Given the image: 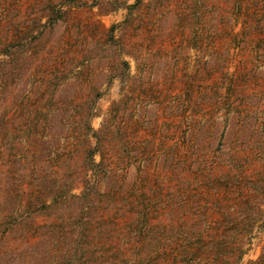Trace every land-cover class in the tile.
I'll return each mask as SVG.
<instances>
[{"label":"rangeland","instance_id":"rangeland-1","mask_svg":"<svg viewBox=\"0 0 264 264\" xmlns=\"http://www.w3.org/2000/svg\"><path fill=\"white\" fill-rule=\"evenodd\" d=\"M29 120L50 143L25 160L16 129ZM87 123L111 134L97 145ZM1 125L16 132H0V216L20 222L21 171L42 168L54 194L55 170L92 167L84 155L97 146L100 209L84 215L105 234L78 238L68 218L66 236L58 223L38 229L70 211L44 210L3 235L0 264H67L60 240L78 242L74 264H108L101 253L115 245L126 264H178V239L192 228L190 245L218 231L223 241L218 261L208 249L188 264L261 257L264 0H0Z\"/></svg>","mask_w":264,"mask_h":264},{"label":"trees","instance_id":"trees-1","mask_svg":"<svg viewBox=\"0 0 264 264\" xmlns=\"http://www.w3.org/2000/svg\"><path fill=\"white\" fill-rule=\"evenodd\" d=\"M36 110L37 111L39 110L38 112H41L40 110L42 109H36ZM32 112L33 111L30 110L28 111V114H32ZM19 126H20L19 129H16V130H19L18 132L21 133L22 135L20 139L22 145H20V147L23 149V147H25L27 143H28L27 145L29 146V147L27 146L28 147V149H26L27 151L24 150V154H25L24 159L27 160L30 156L33 159H37L38 156H41L42 154H44L45 150H47L48 143H50V142L46 143V141L42 140V138L40 137L41 135L40 130L41 128L45 130V127L41 123L36 122L35 120L21 122ZM108 128L104 127V130L103 128L101 130H94L92 126L89 123H87L83 127L82 130L87 135L88 133L91 132L97 138V145H99L101 142L104 141V139H107L108 136L111 134V131H109ZM16 130H12L10 127L3 128L2 125L0 126V132L4 131L5 135L7 136H11V134L15 133ZM82 130L80 131L81 133H82ZM103 132H104V135L102 134ZM86 152L87 153L84 155L85 161L86 163H88L89 166H92V167H88L84 171L71 170V169L70 171L68 170L62 171L61 169H57L55 170V173L52 174L51 172L52 177L55 179L57 178V181H59L58 185L54 189L55 190L54 194H53L54 192L53 190L51 191L52 193H50V195H46L45 193V186L43 185L47 179L44 176L45 171L42 168H37L36 169L37 172L36 173L33 172L32 173L33 175H30V173L27 170L21 171L20 176L24 178L23 180H28V181H25L27 182L28 187H26V190H24L25 193L28 194V195L26 194L27 202H25L22 205V209H20L21 213H20V218L18 219L20 220V222L11 221L12 212L10 211L6 212L9 215L7 214L6 216L4 214L5 216L4 215L0 216V240H2V238L4 237L3 235H6L9 229L14 228V226L18 225L19 223L20 224L23 223L26 226H29L28 225L30 223L29 218L34 217L36 213L43 212L44 210H50L52 208H59L60 206L62 207L67 206L70 209L68 216H65V217L62 216L61 219L56 218V221L54 219L50 224H46V225L45 223H42V224L38 223L37 225L38 229L45 227V226L54 227L55 224L58 223L56 226L58 228H62L61 229L62 234H65L64 236H66L70 232H72L70 231V229H68L69 227H65L63 229V223L68 218L72 220V223L74 224L73 227L77 231H81L80 236L79 235L77 236L78 238L79 237L82 238V236L84 238L85 236H90V235L95 237V235L97 234V231L100 232L102 236L105 234L102 227L101 226L98 227L96 222L93 221V219L92 221H90L91 215L89 217L84 215L85 210L89 209V212L95 213V212H98V210L100 209L99 207L100 200L98 197L101 196L102 193L98 191L97 185L103 180L102 173H101L103 169H101L100 167L102 164H104L105 160L103 158V155H101L102 156L101 160L98 162L95 161V154L99 152V149L97 148V146L94 147L93 149H86ZM24 159L22 160L24 161ZM91 170H92V173H90ZM105 172L106 170L104 171L103 174H105ZM77 176H80L79 178H81L80 179L81 181L79 180V182H82L84 184V188L82 189V192L80 193L73 192V186L78 183ZM258 187L260 188V185H258ZM18 190H22V189L19 188ZM20 192H23V191H18V193ZM48 196H51L50 201L47 199ZM2 201L3 200L1 197L0 203H2ZM107 218L108 217H105V215L102 216L103 220H101L99 224L105 223ZM198 220H199L198 218H194L193 222H197ZM234 220H235V223L238 222L237 218H235ZM226 221H229V219L224 220L223 218V222H226ZM232 223L234 222L232 221ZM231 226H232L231 228H233L234 224H232ZM193 230L194 229L192 228L191 229L192 232L184 231L183 233L180 234L181 239H178V242H180V244L178 245V264H188L190 262L189 258L196 256L198 254H201V253L203 254L208 253L209 252L208 249L210 251L213 250L215 254V258L218 261L220 259L219 254H221V251L219 250L217 252L216 247L220 246V243H222L223 241L220 231H218V235L214 233L215 235L211 236L210 237L211 239L209 241L204 240L202 242L203 245L193 246V245H190V237H192L195 233V231ZM61 242L65 244L66 246V253L65 251H63V254L66 257H69L67 264H74V258L76 257L77 252H78V249H77L78 242L73 240L71 241L72 242L71 244L70 243L67 244L63 242L62 240H60V243ZM86 254H88V251H86ZM145 255H146L145 251L143 250L142 252L140 251V253H138L137 255V258L135 259V262L141 263L142 260H144V258L146 257ZM101 256H102V260L109 259L108 264H126L127 263L126 251L125 250L122 251V248L121 247L119 248L116 245L110 249H107L105 252L103 251L101 253ZM228 260L229 259H226V261L224 262L226 264H232L231 261H228ZM87 262H89V259L87 260ZM26 264H31V263H26ZM156 264H161V263L158 262ZM256 264H264V248H263L261 257L256 262Z\"/></svg>","mask_w":264,"mask_h":264}]
</instances>
